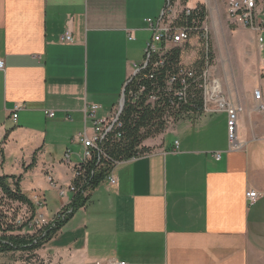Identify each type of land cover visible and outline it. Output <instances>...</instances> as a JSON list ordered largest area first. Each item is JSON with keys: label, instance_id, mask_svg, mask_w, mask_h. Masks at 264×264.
I'll return each instance as SVG.
<instances>
[{"label": "crops", "instance_id": "1", "mask_svg": "<svg viewBox=\"0 0 264 264\" xmlns=\"http://www.w3.org/2000/svg\"><path fill=\"white\" fill-rule=\"evenodd\" d=\"M193 1L187 2L191 8L209 0ZM166 4L0 0V174L22 175L25 194L35 204L36 194L45 200L42 215L46 193L72 182L84 154L79 135L92 128L90 106L102 107L100 118L118 107L152 38L147 20L160 18ZM248 31L258 48L257 76L247 80L240 71L221 80L215 71L224 97L239 109L235 145L225 111L197 120L200 133L210 132L204 140H191L193 127L183 121L170 126L146 141L152 152L117 164L112 174L118 183L103 182L81 208L90 210L86 224L101 222L114 235L110 247L93 253L84 231L61 230L37 254H111L103 262L127 264H264V111L254 95L258 89L264 94V74L257 35ZM67 34L73 42L62 41ZM168 134L179 139L167 143ZM74 143L82 152L73 161ZM252 191L255 204L247 198ZM62 198L67 207L71 196Z\"/></svg>", "mask_w": 264, "mask_h": 264}, {"label": "trees", "instance_id": "2", "mask_svg": "<svg viewBox=\"0 0 264 264\" xmlns=\"http://www.w3.org/2000/svg\"><path fill=\"white\" fill-rule=\"evenodd\" d=\"M197 6L191 17L181 20L183 25L192 29L191 37L198 39L196 47H172L163 57L154 56L150 65L129 83L121 125L108 135L101 151L94 150L92 158L82 166L79 176L73 181L76 192L70 204L71 210L64 219L31 227L37 207L22 189L23 176L0 174V255H26L25 260L12 264H44L37 252L87 205L92 192L107 181L117 163L152 152V148L143 143L162 135L169 126L188 119L196 122L203 116V73L209 64H213V56L209 37L200 33L207 16L205 5ZM194 21L198 22L197 26ZM191 52H197V58L186 61V55ZM151 98L156 99L153 104ZM3 156L4 151L0 148V159ZM35 162L34 158L25 170L32 168ZM7 203L26 206L32 211L33 218L28 222H17V213L10 215L11 210H5ZM29 228L34 229L33 234L24 233Z\"/></svg>", "mask_w": 264, "mask_h": 264}, {"label": "built area", "instance_id": "3", "mask_svg": "<svg viewBox=\"0 0 264 264\" xmlns=\"http://www.w3.org/2000/svg\"><path fill=\"white\" fill-rule=\"evenodd\" d=\"M186 1V3L184 2ZM190 0H167V4L160 16V18L153 20L148 19L147 23L149 30L152 32L151 40L146 44L144 50V58L135 63L134 71L129 79H127L123 88V94L120 103L115 110L107 117L100 118L97 116L98 111L102 108L100 105L92 104L88 110V116L92 120L91 131L85 130L84 133L79 135V141L84 147V154L80 162L73 166V177L71 184L66 188H60V195L62 197L71 196L70 202L66 209L57 214L54 220L64 219L67 212L70 211V204L72 202L73 195L76 192L75 184L73 181L79 176L82 166L90 158H92L93 151H101V147L105 139L111 134L116 127L121 125L120 118L123 112L124 105L126 103L127 89L129 83L137 77L146 67L150 65V62L154 56L159 58L172 47L187 48L188 46L196 47L198 39L191 37V28L183 25L181 20L191 17L193 11L197 9L191 8L188 5ZM228 4L227 12L231 22L243 25L247 29L254 31L257 35V44L259 49H264V0H226ZM197 26V21H194ZM197 22V23H196ZM205 23V22H204ZM200 33L206 37L209 36L208 30L202 25ZM132 39V38H131ZM63 42L71 43L73 38L70 34H67L62 38ZM193 60L190 55H186V61ZM162 62V61H160ZM159 62V64H160ZM158 66V64H156ZM4 68V62L0 60V69ZM260 71L264 74V60H261ZM171 84V83H170ZM203 97H204V113L206 114L227 112L228 114V140L231 146L235 145L237 134V120L239 109L235 108L228 103L223 95L222 86L219 78L215 74L213 65H208L203 73ZM132 95V94H131ZM255 99L260 103V110L264 111V94L261 89L255 90ZM155 98H151V102H155ZM47 116L55 117L54 112L46 111ZM14 119H17L18 115L14 114ZM70 120V116L67 118ZM176 145L178 143L176 142ZM178 148V147H177ZM217 159H220V154H217ZM65 160L70 164V155L67 154ZM119 164V163H117ZM116 164V165H117ZM115 165V166H116ZM115 168V167H114ZM107 181L111 185H116L117 178L112 174H109ZM247 198L251 204H255L258 199V194L254 191L247 194ZM68 209V210H67ZM96 264H127L126 262L119 260H109L106 262H96Z\"/></svg>", "mask_w": 264, "mask_h": 264}, {"label": "rangeland", "instance_id": "4", "mask_svg": "<svg viewBox=\"0 0 264 264\" xmlns=\"http://www.w3.org/2000/svg\"><path fill=\"white\" fill-rule=\"evenodd\" d=\"M193 4H196L193 0H190ZM206 9V19L203 24L204 28L208 30L209 34V43L211 45V52L213 56V69L216 71L217 76L221 80H227L234 73L241 74L246 76L247 80H252L257 76L258 64H257V54L258 48L256 45V40L250 34V31L246 27L240 24H236L230 21L228 17V4L226 0H209L208 3L204 4ZM190 58H197V52H191ZM259 58L264 60V49L260 52ZM142 60V59H140ZM139 60V61H140ZM242 64H244L242 66ZM189 120V119H188ZM183 120L184 126H192L193 128L187 133V136L191 140H204L208 133L210 132H199V124L200 121L192 122V121ZM192 120V119H191ZM203 120V119H202ZM198 122V123H197ZM204 122V121H203ZM213 122H217V125L220 122L219 114L214 115ZM184 126L182 129V135L180 134V138L185 136L184 134ZM170 128V126H169ZM83 132V131H82ZM161 135L150 138L148 140L157 139ZM174 139H179V135L174 136L172 134H168L166 138V142L169 143ZM147 140V141H148ZM156 142V141H155ZM146 144V141L143 145ZM153 144V143H152ZM72 144L69 148L70 152H72L73 161L75 158H78L77 154H81L82 146ZM105 185L100 187V191L103 192ZM29 193H31L29 191ZM93 193L95 199L97 195ZM2 198V194L0 193V201ZM46 198L48 201V206L45 208V214L42 215L41 209H43L45 204V200L40 194H36L37 203L35 204L37 207L35 217L32 220L31 227L33 226H43L50 224V222L54 221V218L57 214L61 213L66 209L64 207L62 196L60 195V190L53 192H47ZM63 203V205H62ZM97 203V200H96ZM62 205V206H61ZM88 206V205H87ZM64 207L63 209H61ZM61 209L60 211L57 209ZM11 210L10 215H13L14 212L17 213V222H28L29 218H33L32 211L28 209L26 206L20 205L18 203H7L5 206V210ZM86 212L90 213V210ZM85 210L80 209L62 229L64 234H68L70 232L80 230L84 231L86 238H89V242L91 245V249L94 253L99 252L103 253L104 250L107 249V246L111 245V242L114 240V235L110 234L109 230L106 226L102 225L101 222L92 224L88 222L86 224V216ZM99 216V215H97ZM88 226L87 228H84ZM34 233V229L25 230L24 233ZM2 232L0 231V235ZM111 254H38V257L43 260L44 264H96L97 261L103 262V259L106 257L109 258ZM69 257V259H68ZM26 255H22L21 253L15 254H3L0 255V264H12L25 260Z\"/></svg>", "mask_w": 264, "mask_h": 264}]
</instances>
